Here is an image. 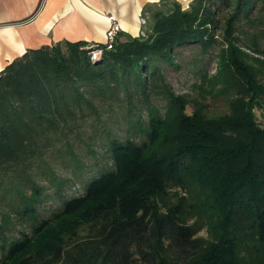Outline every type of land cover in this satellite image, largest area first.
<instances>
[{"label":"trees","instance_id":"16d2710c","mask_svg":"<svg viewBox=\"0 0 264 264\" xmlns=\"http://www.w3.org/2000/svg\"><path fill=\"white\" fill-rule=\"evenodd\" d=\"M143 16L112 49L63 40L0 71V264H264V0H161ZM183 50L228 112L167 82ZM53 156L73 166L55 196L36 180ZM15 222L32 228L10 238Z\"/></svg>","mask_w":264,"mask_h":264},{"label":"crops","instance_id":"0c3cea01","mask_svg":"<svg viewBox=\"0 0 264 264\" xmlns=\"http://www.w3.org/2000/svg\"><path fill=\"white\" fill-rule=\"evenodd\" d=\"M187 8L192 0H177ZM161 0H0V71L29 49L67 40L106 44L109 16L139 36L144 9ZM145 22V21H144ZM143 22V23H144Z\"/></svg>","mask_w":264,"mask_h":264},{"label":"rangeland","instance_id":"374dc122","mask_svg":"<svg viewBox=\"0 0 264 264\" xmlns=\"http://www.w3.org/2000/svg\"><path fill=\"white\" fill-rule=\"evenodd\" d=\"M145 20L146 19L141 18L142 25ZM140 31H141V28H140ZM140 31H139V35H140ZM262 45L264 46V41L262 42ZM189 56H193L191 55V52L189 50H183L178 56L177 61H176L180 63L179 67L178 68L168 67L165 69V75H166L167 82L171 85V87L173 88L176 94H187L190 99L192 100L196 99L197 101L203 104H206L207 114L209 116L215 117V116L228 112L230 109V98L229 97L225 95H220V96L217 95L216 97L210 96L209 94L204 95L202 91H200L197 88H194L195 84L201 83L202 77H203L202 76L203 71L201 70L202 65L201 66L196 65L194 63L188 65V62L190 61ZM208 62H209L208 68H209L210 74H212L215 71L214 67H215L216 62L215 60L208 61ZM162 104H164V102H162ZM193 109H194L193 105L191 104L188 108V112L191 113ZM256 115H257V120L259 121V123L264 124V112L256 110ZM103 120L106 126H108L110 121L107 119L106 116L103 117ZM120 125L122 124L114 126L115 131L118 130V126ZM123 134L124 133L118 132V135L120 136L119 138L122 139ZM98 148L99 147L95 146L92 149L95 150L97 153ZM104 151H106V149H104ZM90 156H92V153H90ZM107 156L108 155L105 156V158L102 160L100 164L104 165L105 167L110 168L112 167V160H111V157H107ZM52 159L53 160L51 161V163L55 170V175L52 176L49 174L40 173V177L39 178L37 177L36 180L39 182L41 186L44 185L48 188L47 192H49V194H51L52 196H55L56 187L58 186L59 182L62 181V178L73 176V173H72L73 166L70 164H66V163H64V165L60 164L57 158H55L54 156ZM95 166L96 165H93L92 163L89 169H87L86 178H90L98 174ZM73 180L74 182L71 184L70 188L66 186L65 190L68 189L69 194L71 195H78L82 191H84V186L79 178L77 179L74 178ZM91 180H89L86 183V187L88 186ZM26 191L27 193H30L29 187L26 188ZM11 195L12 197H14L13 193ZM62 199L65 202L66 200L70 199V196L66 195ZM15 204L18 205V202H16ZM59 206H60V200H58L56 197H50L49 202L45 204V206H42L39 208V210L42 211L41 219L49 218L53 213L58 211ZM31 228L32 226H30L29 224L28 226L27 225L23 226L19 222H15L14 226L9 231V235L11 236L10 238H18L23 233V230L29 232V229ZM0 257H1V254H0Z\"/></svg>","mask_w":264,"mask_h":264},{"label":"built area","instance_id":"2783aa9c","mask_svg":"<svg viewBox=\"0 0 264 264\" xmlns=\"http://www.w3.org/2000/svg\"><path fill=\"white\" fill-rule=\"evenodd\" d=\"M109 22L110 26L107 30V40H106V45L107 49H112L113 48V43L117 37V34L122 31V26L120 22L116 19L114 16H109ZM102 55V51L99 49L93 50L92 52V59L94 62H97L100 60Z\"/></svg>","mask_w":264,"mask_h":264}]
</instances>
